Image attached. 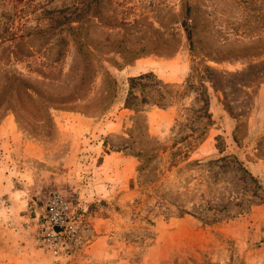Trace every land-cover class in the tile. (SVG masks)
Listing matches in <instances>:
<instances>
[{"label": "rangeland", "instance_id": "374dc122", "mask_svg": "<svg viewBox=\"0 0 264 264\" xmlns=\"http://www.w3.org/2000/svg\"><path fill=\"white\" fill-rule=\"evenodd\" d=\"M71 3L0 0V264H242L263 241L242 232L264 228V0H101L89 61L36 30ZM51 190L82 220L59 252L37 232Z\"/></svg>", "mask_w": 264, "mask_h": 264}, {"label": "trees", "instance_id": "16d2710c", "mask_svg": "<svg viewBox=\"0 0 264 264\" xmlns=\"http://www.w3.org/2000/svg\"><path fill=\"white\" fill-rule=\"evenodd\" d=\"M16 1H22V0H15V2ZM100 1L101 0H72L71 4L69 5L66 4L65 7L62 9L46 10L47 14L49 15L45 19H43V21H45L46 24L45 26H39L36 30H39V31L42 30L43 32L46 33V35H50L51 36L50 39L52 40L54 39V37L59 36V43L61 45L65 44L64 46H66L65 48H63L64 52L66 50L67 51H73V50L77 51V55H76L77 58L83 55L84 57L83 59L85 61H89L93 53L88 44L90 27L93 23L91 14L93 10L96 11ZM16 10H17V16H22V14L26 11L24 6L23 7L19 6ZM188 13H190L189 9L186 10L187 15ZM102 17L106 18L104 16ZM106 19L107 20L109 19V21L112 22L110 24L112 29L120 28L124 24L133 26V23H129L127 22L126 19L119 18L117 16L115 17V16L110 15V16H107ZM181 24L184 27L187 39L191 40V45H192L193 42H192L191 23H189L188 20L185 18L184 20H182ZM23 36H26V34H19L17 36H14V38H16L17 40V37L19 38ZM112 52H115L121 55H123L124 53L120 45L114 48ZM99 68H101L103 71V75L101 74L102 78H110L113 84L112 92L110 96L108 97V104L110 105L116 97L117 81L115 80L113 75L110 73V71L107 69V67L103 65V63L99 65ZM78 98H81V97L78 96L74 100L76 101ZM63 100L73 102L72 99H69L67 97H63Z\"/></svg>", "mask_w": 264, "mask_h": 264}, {"label": "built area", "instance_id": "2783aa9c", "mask_svg": "<svg viewBox=\"0 0 264 264\" xmlns=\"http://www.w3.org/2000/svg\"><path fill=\"white\" fill-rule=\"evenodd\" d=\"M43 223L38 228L39 243L47 249L59 252L73 243L80 232L81 218L72 200L58 190H51L41 207Z\"/></svg>", "mask_w": 264, "mask_h": 264}, {"label": "crops", "instance_id": "0c3cea01", "mask_svg": "<svg viewBox=\"0 0 264 264\" xmlns=\"http://www.w3.org/2000/svg\"><path fill=\"white\" fill-rule=\"evenodd\" d=\"M130 70H133L134 71L133 73H135V75H137L139 73L141 74L142 71H146L147 69H146V66L144 68L142 66V64H138L137 63L133 67H131L130 69H126V72L128 73ZM4 129H5V126L1 125L0 126V132L2 130H4ZM3 156L6 157L5 152H4ZM3 156H0V157H3ZM250 164L252 166L251 170H252L253 174L256 177H259V179L262 180L261 182L264 183V164H262L261 162H258V161H253V163L251 161ZM13 187L14 186H12V184H10L8 182V186H7V188H6L4 193H8V194H11V195H17L16 190L13 191V189H14ZM28 203H29L28 202V198L27 199L23 198V199H21L20 204L18 205V207H27ZM259 217H262V218H258L257 219L258 222L261 223V225H264V216H259ZM248 227H250L251 230L254 229L253 225L252 226H248ZM109 228H111V227H109ZM224 229H225V227L223 226V228H221L220 230L221 231H225ZM249 231H250V229H246V230H244V232H242V234L245 235L247 241H250V242L256 241L257 242L258 239L259 240L262 239L263 241H260L258 243L257 250L249 251V252H247V254H245V256H243L244 262L242 264H264V228L263 227L256 228V230H254V232H253L254 233L253 234L254 237L251 236V232H249ZM258 231H259V233H258ZM237 236H239V235L237 234ZM31 242L32 241L29 240L28 243L30 244ZM226 260H227L228 263L232 262V256L231 255L227 256ZM224 263H225L224 260L221 261V264H224Z\"/></svg>", "mask_w": 264, "mask_h": 264}]
</instances>
